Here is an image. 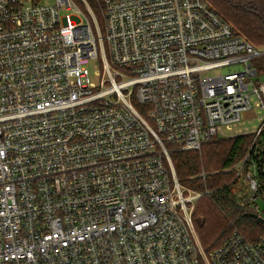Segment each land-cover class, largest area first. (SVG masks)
I'll return each instance as SVG.
<instances>
[{
    "label": "built area",
    "instance_id": "built-area-1",
    "mask_svg": "<svg viewBox=\"0 0 264 264\" xmlns=\"http://www.w3.org/2000/svg\"><path fill=\"white\" fill-rule=\"evenodd\" d=\"M38 2L0 0V264H264L237 229L204 249L211 193L172 160L246 135L256 47L207 0ZM253 158L237 167L256 201Z\"/></svg>",
    "mask_w": 264,
    "mask_h": 264
},
{
    "label": "trees",
    "instance_id": "trees-1",
    "mask_svg": "<svg viewBox=\"0 0 264 264\" xmlns=\"http://www.w3.org/2000/svg\"><path fill=\"white\" fill-rule=\"evenodd\" d=\"M207 1L238 33L244 34L258 48H264V0ZM250 152L254 155L256 168L253 172L260 186L261 196L256 201L251 199L252 192L246 174L237 176L236 172V167ZM172 160L182 185L198 192H212L211 196L205 195L200 199L202 201L193 214L205 250L222 247L236 229L250 242L264 238V225L257 224L249 216L255 213L264 217L257 203L258 200H264L263 138L255 140L254 134H246L221 139L204 146L200 151L177 153L172 156ZM203 173L206 176L204 178ZM216 208L223 213V217L216 212ZM228 211L234 219L233 226L226 213ZM221 239L224 240L218 244Z\"/></svg>",
    "mask_w": 264,
    "mask_h": 264
},
{
    "label": "rangeland",
    "instance_id": "rangeland-1",
    "mask_svg": "<svg viewBox=\"0 0 264 264\" xmlns=\"http://www.w3.org/2000/svg\"><path fill=\"white\" fill-rule=\"evenodd\" d=\"M55 2H56V0H39L38 3L39 4H44V5H51V4H55ZM94 11H95L96 16L100 17L99 18V23H100L101 27L103 28L104 27V19L102 18L99 9L94 7ZM249 41L253 44V42L251 40H249ZM254 46L256 47L257 52H258V55L252 60L253 67L257 71V75L254 77V82L256 84H262V83H264V48L263 47L262 48H258L256 45H254ZM100 68L101 67L99 65V62H97V61L92 62L91 65H90V70H91L92 73H94L97 70L99 71ZM242 68L243 67L241 65L225 67V68H222V69H219V70H216V71L210 73V75L232 73V72H235V71H239ZM257 103H259V100L257 98H253L252 99L253 109L251 111L246 112L243 115V119L241 120V122H239L235 126V132H240V134H251L252 132L256 131L258 128H260L264 124V110L262 108L257 107ZM190 152H196V151H190ZM236 172H237V176H239L238 167H236ZM183 186H185L186 188H190L189 186H187L185 184H183ZM209 192L212 194L211 191H209ZM201 193H205V192H201ZM203 197H201V198H203ZM200 199L196 202L194 212L196 211V209H198V205L202 201ZM257 203H258L261 211L264 213V200H258ZM216 212L218 214L220 213V211L217 208H216ZM229 212L230 211H228L226 213L229 215V220L231 222L230 223L231 226H233L234 219H233V217H231ZM221 213H220V217H223V215H222L223 213L222 214ZM218 224H219V222H218ZM197 232H198V235H199V231H197ZM224 239L219 240L218 244H221Z\"/></svg>",
    "mask_w": 264,
    "mask_h": 264
},
{
    "label": "water",
    "instance_id": "water-1",
    "mask_svg": "<svg viewBox=\"0 0 264 264\" xmlns=\"http://www.w3.org/2000/svg\"><path fill=\"white\" fill-rule=\"evenodd\" d=\"M249 216L251 218H254L256 220L257 224L264 225V217H262V216H260L258 214H255V213H250Z\"/></svg>",
    "mask_w": 264,
    "mask_h": 264
}]
</instances>
